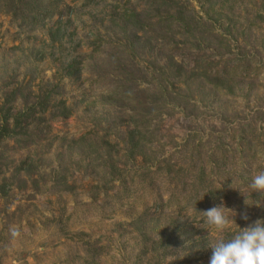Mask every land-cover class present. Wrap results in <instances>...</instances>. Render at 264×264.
Here are the masks:
<instances>
[{"label":"rangeland","instance_id":"obj_1","mask_svg":"<svg viewBox=\"0 0 264 264\" xmlns=\"http://www.w3.org/2000/svg\"><path fill=\"white\" fill-rule=\"evenodd\" d=\"M28 1L0 0V125L46 90L71 115L0 136V264H209L198 211L264 218V0Z\"/></svg>","mask_w":264,"mask_h":264},{"label":"clouds","instance_id":"obj_2","mask_svg":"<svg viewBox=\"0 0 264 264\" xmlns=\"http://www.w3.org/2000/svg\"><path fill=\"white\" fill-rule=\"evenodd\" d=\"M249 187L253 192L264 195V172L254 175ZM244 202L247 206H259V202L250 203L246 198ZM198 212L203 214L206 224L214 230V238L209 246L212 250L209 264H264V218H258L241 228L236 223L237 212L223 203ZM241 219L247 222L250 218L247 213H242Z\"/></svg>","mask_w":264,"mask_h":264},{"label":"trees","instance_id":"obj_3","mask_svg":"<svg viewBox=\"0 0 264 264\" xmlns=\"http://www.w3.org/2000/svg\"><path fill=\"white\" fill-rule=\"evenodd\" d=\"M10 2L12 0H9ZM47 0H29L28 2H20L21 3V7L20 10L21 12H23L24 14L22 15V17H24V19H26L27 17H33L32 21L33 23H29L32 25H36V23L38 24L39 22V18H43L46 14H49V10H52V7L54 6L52 4V2ZM9 2L5 3L8 4ZM58 5L56 4L54 9H57ZM15 9V8H14ZM12 11L13 10L12 8ZM167 14H170V10H166ZM180 15L182 16V13L180 12H176V19H174V17H172L173 22L178 21L177 16L180 17ZM129 17V18H128ZM138 17V14H134V13H127L126 17L124 18V21H129V20H134L135 18ZM130 22V21H129ZM184 23V25L186 28H188L189 30H194L195 27L199 26V22L194 20V23L192 21H187L185 19L182 20V24ZM58 25V24H57ZM60 26H58L56 28V30L53 32V34H50L51 37V42L52 43H59V41H61V31H60ZM56 33L59 35L57 36ZM45 94H43L42 96H40L37 101L30 105L27 109H25L24 111H19L17 113H15L13 115V126L12 128H10V124H9V120L8 119H4L2 121V125H0V136L2 138H10L12 135V137H16L19 135L20 132H24L26 133L25 129L29 128L32 123H34V121H36V119L40 120L42 119V117L49 112L52 109H55L57 112L56 115H54V118H61V119H67L70 117L71 115V110L65 105L64 101H59V102H52V96L49 94L50 92L48 90H46L44 92ZM44 121V119L42 120ZM134 141L131 139L129 140L131 148L136 150V145H135V141H136V137H133ZM22 167H24V163L21 164L20 167L17 168V171H22ZM203 172V169H202ZM218 191L215 190H209L208 194L206 193V198L204 199L203 202H209V201H213L214 199L217 198V196H219V193L221 192V189L218 188ZM0 192L2 194L5 193V184H3L2 186H0ZM218 201V200H215ZM179 220H177L175 222V226L174 228L170 231L169 235H168V240L172 239L174 241H177L178 239L182 240L183 244H196L198 243L197 240L199 241V239H197L200 235L201 231H197L195 230L191 225H189L187 222H181V224L178 222ZM196 235V236H195ZM197 239V240H196Z\"/></svg>","mask_w":264,"mask_h":264}]
</instances>
